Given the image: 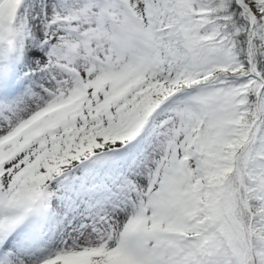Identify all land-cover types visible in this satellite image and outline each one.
Segmentation results:
<instances>
[{
  "label": "snow or ice",
  "instance_id": "1",
  "mask_svg": "<svg viewBox=\"0 0 264 264\" xmlns=\"http://www.w3.org/2000/svg\"><path fill=\"white\" fill-rule=\"evenodd\" d=\"M0 264H264V0H0Z\"/></svg>",
  "mask_w": 264,
  "mask_h": 264
}]
</instances>
